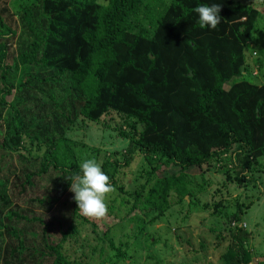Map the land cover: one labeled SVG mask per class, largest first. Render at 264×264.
<instances>
[{"label":"trees","instance_id":"1","mask_svg":"<svg viewBox=\"0 0 264 264\" xmlns=\"http://www.w3.org/2000/svg\"><path fill=\"white\" fill-rule=\"evenodd\" d=\"M32 1L16 0L13 5L26 7L25 3ZM41 1L48 21L31 41L30 51H23L12 64L6 63L8 52L3 39L15 30L0 14V28H4L0 32V107L9 106L12 110L0 143L2 160L10 155L9 151L19 149L18 139L27 131L18 106L7 98L13 93L10 73H17L21 66L36 65L51 71L43 78L45 81L68 79V87L74 91L70 101L79 107L77 115L82 119L100 123L103 116L118 113L125 117V122L137 120L141 125L139 138L130 140L122 159L128 165L139 153L156 164L148 174L149 179L153 174L148 183L135 191L127 190L119 182V161L107 159L102 166L111 189L120 188L127 195L119 203L120 210L125 208L128 213L140 210L149 217L147 222L154 224L171 209L174 191L180 204L193 208L208 183L196 182L189 173L194 168L204 172L219 168L225 170L229 180L260 184V175L253 174L259 171L255 166H260L255 162L264 157V84L248 78L246 53L252 49L251 44L263 42L259 25L263 13L256 4L241 0ZM212 3L221 4V21L214 29L201 28L194 9ZM24 12L34 29L31 9ZM41 135L39 132L37 139ZM45 140L39 173H47L53 167L65 175L78 174V163L67 164L68 158L73 157L70 147L63 148L66 139L61 136L56 141L47 136ZM163 165L177 170L158 177L155 172ZM26 176L30 181L32 173ZM4 194L0 200L8 203ZM71 201L72 217L77 218L78 206L73 198ZM223 206L221 200L215 209L222 212ZM245 209L242 205L234 214L239 224L231 227V243L224 255L226 264H250L253 259L247 245L249 233L242 226ZM22 215L13 208L4 214L9 226L2 227L13 238L12 243L7 241L3 246L5 255L0 264H27L22 255L34 249L10 224L14 218L27 219ZM140 227L142 232L147 229L144 219L137 223L136 228ZM79 232L73 220L63 237H75ZM135 235L132 238L140 236L137 232ZM62 243L52 248L55 253L52 264H87L63 253ZM123 258L128 259L127 253Z\"/></svg>","mask_w":264,"mask_h":264},{"label":"rangeland","instance_id":"2","mask_svg":"<svg viewBox=\"0 0 264 264\" xmlns=\"http://www.w3.org/2000/svg\"><path fill=\"white\" fill-rule=\"evenodd\" d=\"M14 1L0 0V14L15 30L13 35L7 34L3 39L7 45L8 64H12L23 51H30L31 41L37 38L38 30L48 21L43 15L41 0L25 3L26 7L21 4L14 7ZM99 1L107 3L108 0ZM241 1L256 4L263 13L259 17L263 42L256 46L251 44L252 49L246 53L251 70H248V78L253 83L264 84V0ZM25 9L32 11L30 18L34 29L25 19ZM3 30L0 28V32ZM50 72L36 65H25L17 73H10L13 93L7 98L18 106L27 131L18 139L16 146L19 149L9 151L10 155L3 160L4 152L0 148V195L5 193L8 198V203L0 200V259L5 255L3 246L7 241L12 243L13 236L2 226L8 225L4 219L5 212L13 208L27 217L25 220L14 218L10 222L23 234L27 244L34 246L22 255L27 264H52L55 257L52 248L59 246L60 241L63 242L60 247L63 253L73 259L80 258L87 264H104V261L106 264H226L224 255L231 243V227L239 224L234 214L244 205L242 226L249 233L247 245L253 254L250 264H264V157L256 162L255 158L252 160L255 165L260 164L255 166L259 171L253 174L256 177L260 175V184L257 185L248 180L241 183L233 178L229 180L225 170L219 168L205 172L199 168L191 169L189 173L195 176L196 182H208L207 189L199 195L200 202L193 208L180 204L179 195L174 191L170 197L171 209L154 224L148 223L149 217L142 215L140 210L132 213L125 208L120 210L119 203L127 195L115 187L106 194L108 211L105 216L96 218L80 214L81 218L72 217L74 193L69 190L70 182L65 178L69 175L53 167L47 173H39L47 136L56 141L61 136L66 139L63 148L70 147V156L73 157L72 160L68 158L67 164H79L83 159L94 158L102 167L107 159L119 161V182L127 190L135 191L142 184H147L153 175L149 179L148 174L156 164L139 153L128 165L122 159L130 140L139 138L141 125L137 120L125 122V117L118 113L112 117L103 116L100 123L82 119L77 115L79 107L70 101L74 91L69 89L68 79L67 82L61 78L57 81L43 80ZM22 82L27 83L22 87ZM230 85L231 81L225 87ZM11 111L9 106L0 107V143L12 118ZM39 132L42 137L37 139ZM59 158L63 159L62 156ZM174 170L177 168L163 165L155 174L165 177ZM30 173L32 178L27 181L26 175ZM185 198L190 201V197ZM221 200L224 210L219 212L215 204ZM142 219L147 227L143 232L140 229L144 225L136 228ZM73 220L80 232L75 237L64 238L66 233L63 232L68 231ZM136 232L140 236L132 238ZM121 246H128L127 250ZM119 249L125 252H119ZM125 253L127 260L123 258Z\"/></svg>","mask_w":264,"mask_h":264},{"label":"clouds","instance_id":"3","mask_svg":"<svg viewBox=\"0 0 264 264\" xmlns=\"http://www.w3.org/2000/svg\"><path fill=\"white\" fill-rule=\"evenodd\" d=\"M220 8L221 4L216 3L196 6L194 11L200 27L216 28L221 21ZM65 178L70 181L69 190L74 193L73 199L81 215L96 218L106 215V194L111 190V184L109 176L96 159H83L79 163V173Z\"/></svg>","mask_w":264,"mask_h":264}]
</instances>
